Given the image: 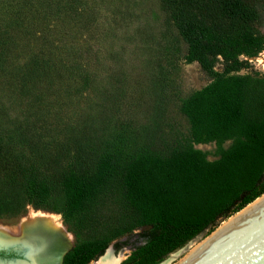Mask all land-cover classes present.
<instances>
[{
	"label": "rangeland",
	"instance_id": "obj_1",
	"mask_svg": "<svg viewBox=\"0 0 264 264\" xmlns=\"http://www.w3.org/2000/svg\"><path fill=\"white\" fill-rule=\"evenodd\" d=\"M50 11L51 0H0V139L55 187L49 208L28 204L24 212L10 213L0 200V226L16 229L35 212L52 214L71 234L73 250L85 247L92 254L86 264H95L111 246L123 258L120 264H177L255 199L245 205L242 196L205 230L167 251L159 240L161 230L152 224L133 226L118 189L101 192L76 209L61 188L60 174L90 168L89 137L97 140L95 148L106 149L110 142L109 149L127 157L181 145L217 161L244 137L238 132L198 142L184 111L186 101L215 78L188 58V43L161 0H64L65 15L52 28ZM51 36L60 40L66 70L58 88L38 84L45 96L38 100L31 96L35 82L30 72L42 71L37 47ZM240 58L244 66L229 76H250L261 88L264 47ZM85 68L93 73L92 81H86ZM223 68L218 58L215 70ZM90 122L97 129L87 135L84 124ZM104 139L110 141L99 145Z\"/></svg>",
	"mask_w": 264,
	"mask_h": 264
},
{
	"label": "trees",
	"instance_id": "obj_2",
	"mask_svg": "<svg viewBox=\"0 0 264 264\" xmlns=\"http://www.w3.org/2000/svg\"><path fill=\"white\" fill-rule=\"evenodd\" d=\"M161 4L188 43V58L215 78L184 104L194 140L205 143L238 132L244 139L217 161H208L200 150L181 145L127 157V153L109 149L110 140L99 142L109 143L100 149L95 148L97 140L89 137L91 143L85 147L92 155L90 168L72 167L60 174V182L76 209L84 208L101 192L118 189L133 226L152 224L164 233L159 240L171 251L205 230L242 196H246V205L264 193L260 186L264 177V85L259 88L250 76H229L244 66L242 54L254 55L264 47V0H161ZM64 15V0H51L49 28ZM58 41L51 36L37 47L36 62L42 71L35 67L30 72L35 99L45 97L38 84L48 83L51 91L64 77L66 60ZM218 58L223 60L221 72L215 70ZM83 71H87L86 81H92L91 70ZM85 128L87 135L97 129L91 122ZM54 190L0 139V200L7 202L4 206L10 213L24 212L28 204L49 208ZM91 258L85 247H79L67 255V263L86 264Z\"/></svg>",
	"mask_w": 264,
	"mask_h": 264
},
{
	"label": "water",
	"instance_id": "obj_3",
	"mask_svg": "<svg viewBox=\"0 0 264 264\" xmlns=\"http://www.w3.org/2000/svg\"><path fill=\"white\" fill-rule=\"evenodd\" d=\"M22 225L26 230L23 235L9 231L6 227L2 230L3 226H0V241L6 242H0V251L9 254L11 250H17L34 262L40 256L60 260L72 246V238L65 229L47 223L43 226L30 220H23L20 229ZM41 231L55 238L59 234L58 249L55 247L52 253L43 252L41 248L33 250L32 244L40 246L38 238L33 235ZM55 238H52V243L56 241ZM17 261L0 257V264H18ZM177 264H264V194L221 225Z\"/></svg>",
	"mask_w": 264,
	"mask_h": 264
},
{
	"label": "flooded vegetation",
	"instance_id": "obj_4",
	"mask_svg": "<svg viewBox=\"0 0 264 264\" xmlns=\"http://www.w3.org/2000/svg\"><path fill=\"white\" fill-rule=\"evenodd\" d=\"M34 214H38L37 212H35ZM47 216V215H46ZM49 216V218H50V214L48 215ZM42 219V217H38V216H36V215H34V216H32V217H30L29 219H26L25 221H27V220H30V221H33V222H35V223H41L42 222V224H44L43 226H46V223L47 224H50L51 226H54V227H57L58 229H65V230H67L63 225H62V222L61 223H59L60 224V226L59 225H57V224H55L53 221H52V219H50V221H47L46 219L45 220H41ZM37 221V222H36ZM47 221V222H46ZM20 225H21V223H19V225L17 226V228L16 229H10L9 227H6L9 231H13V232H16V233H19L20 235H23V234H25L26 233V230H24V228H23V225H22V229H20ZM2 230H4V227L3 228H1ZM24 230V231H23ZM49 233H47V232H45V231H41L40 233H37L36 235H33V236H35V237H37L38 239H37V241H39V243H40V246H36V243L35 244H32V248H33V250L35 249H38V248H41V250L44 252H46V251H48V252H51L56 246L54 245V243L56 244H58L59 245V234L57 233V237H58V239H57V237L55 238V237H53V236H50V235H48ZM69 235H71L70 233H69ZM71 237V236H70ZM52 238H55L56 239V241H54V243H52ZM72 238V237H71ZM58 248V247H57ZM56 248V249H57ZM108 250H111L112 251V253L116 256V257H120V256H117L116 255V252H115V250L112 248V246L111 247H109L107 250H106V252L105 253H103V254H100V256H99V259L98 260H96L94 263H97L99 260H100V258H102L107 252H108ZM54 251V250H53ZM56 251V250H55ZM71 251H73V244H72V246H71V248L69 249V251H67L65 254H64V256H63V258L62 259H60V260H51L50 258H48L49 256H40L39 257V259L40 258H42L41 260H39V259H37V260H34V262L33 261H31V260H29V259H27V258H25L22 254H20L19 253V251H17V250H11L10 251V253L9 254H6V251H4V250H1L0 251V257L2 258V259H5V258H14L15 260H18L17 261V263L18 264H68L67 263V255L71 252ZM47 252V253H48ZM122 258V257H121ZM123 259V258H122ZM51 260V262H47V261H50ZM119 264H120V262H119Z\"/></svg>",
	"mask_w": 264,
	"mask_h": 264
},
{
	"label": "bare ground",
	"instance_id": "obj_5",
	"mask_svg": "<svg viewBox=\"0 0 264 264\" xmlns=\"http://www.w3.org/2000/svg\"><path fill=\"white\" fill-rule=\"evenodd\" d=\"M34 215H36V216H38V217H42V219L43 220H47V221H50V219H52V221L55 223V224H57V225H59L60 226V222H59V220H58V216H56V215H52V214H50V218H49V214H47V213H38V214H34ZM47 215V216H46ZM41 219V220H42ZM46 221V222H47ZM37 222V221H36ZM42 223V222H41ZM2 227V226H1ZM9 229V228H8ZM0 242H2V243H6L5 241H3V240H1ZM56 246V248L58 247V244L57 245H55ZM198 246V245H197ZM196 246V247H197ZM195 247V248H196ZM195 248H193L192 249V251L195 249ZM58 249V248H57ZM191 251V252H192ZM49 253H52V252H49ZM47 257V256H46ZM48 258H50V257H48ZM51 260H52V258H50ZM51 260L50 261H47V262H51ZM121 261V256L120 257H116L113 253H112V251L111 250H108V252L102 257V258H100V260L97 262V263H95V264H119V262ZM168 261H164V262H162V263H160V264H166Z\"/></svg>",
	"mask_w": 264,
	"mask_h": 264
}]
</instances>
